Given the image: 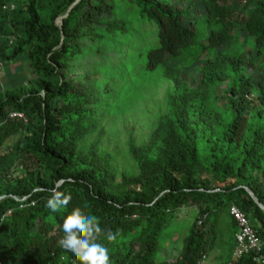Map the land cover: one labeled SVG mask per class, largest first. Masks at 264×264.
Wrapping results in <instances>:
<instances>
[{
  "label": "trees",
  "instance_id": "1",
  "mask_svg": "<svg viewBox=\"0 0 264 264\" xmlns=\"http://www.w3.org/2000/svg\"><path fill=\"white\" fill-rule=\"evenodd\" d=\"M240 1L0 0V63L25 57L34 76L0 93V264H79L57 244L74 208L97 220L110 264H203L218 238L225 264H256L234 257L230 211L246 214L264 247V211L248 192L264 206V0L236 10ZM134 60L142 86L160 71L173 90L149 140L129 144L136 173L119 182L113 152L93 136L120 108ZM197 62L194 87L182 66ZM86 70L112 91L69 78ZM53 190L70 197L57 212L46 206ZM176 231L170 262L159 253Z\"/></svg>",
  "mask_w": 264,
  "mask_h": 264
},
{
  "label": "rangeland",
  "instance_id": "2",
  "mask_svg": "<svg viewBox=\"0 0 264 264\" xmlns=\"http://www.w3.org/2000/svg\"><path fill=\"white\" fill-rule=\"evenodd\" d=\"M243 5H245V2H242V0L236 3V10H241ZM61 20H58L59 26H62ZM242 38L245 39L246 35L243 34ZM135 62L136 60L131 63L135 71L131 69L129 71L131 74L129 75H134V78L127 79H131L132 82H128L130 85L126 91L125 88H121L123 98H121L120 108L116 111L108 112L105 119L99 120V127L102 129L101 134L93 136L100 140V145L103 149L113 152L112 167L119 182L122 180L123 173L129 176H133L136 173L135 165L130 156L129 144L140 146L149 140L152 129L156 126L160 117L167 111V101L173 90L172 82L160 74V71L147 75L144 81L145 84L142 86L143 75L141 74L140 67L135 68ZM201 68L202 62H197L190 67L182 66V78L187 84L197 87L202 79ZM82 73L70 75L69 78L75 79L88 74L87 70L86 73ZM88 75L89 78L84 80L86 85L90 83L88 89H93L95 92L106 95L114 88L111 84L105 83V80L101 76ZM33 78L34 76L28 65V60L25 57L19 58L16 63L12 64L0 63V93L14 91L18 87L23 86L28 88ZM255 80L256 83L260 81V75H256ZM84 81L82 84H84ZM225 91L226 85L221 84L217 94H219V102L223 104L224 108L227 107L223 103ZM191 217L190 210L180 213L176 228H180ZM176 232L178 235L176 233L170 234L163 239L159 253L160 258L170 262L174 261L181 251L180 245H182V239L179 231ZM220 242L218 238L214 249L207 255L203 264H225L227 262V252H225Z\"/></svg>",
  "mask_w": 264,
  "mask_h": 264
},
{
  "label": "clouds",
  "instance_id": "3",
  "mask_svg": "<svg viewBox=\"0 0 264 264\" xmlns=\"http://www.w3.org/2000/svg\"><path fill=\"white\" fill-rule=\"evenodd\" d=\"M70 197L56 190L47 201V208L57 212L69 204ZM102 232L94 217L86 216L81 209L74 208L68 214L61 226V237L58 246L71 253L79 264H110L109 250L97 242L98 234ZM114 233H107L109 241L115 240Z\"/></svg>",
  "mask_w": 264,
  "mask_h": 264
},
{
  "label": "built area",
  "instance_id": "4",
  "mask_svg": "<svg viewBox=\"0 0 264 264\" xmlns=\"http://www.w3.org/2000/svg\"><path fill=\"white\" fill-rule=\"evenodd\" d=\"M13 117L25 118L23 114L19 113L13 114ZM230 214L238 226V232L235 235L237 246L234 250V257L242 259L252 255L256 264H264L263 243L246 214L237 206L231 208Z\"/></svg>",
  "mask_w": 264,
  "mask_h": 264
},
{
  "label": "water",
  "instance_id": "5",
  "mask_svg": "<svg viewBox=\"0 0 264 264\" xmlns=\"http://www.w3.org/2000/svg\"><path fill=\"white\" fill-rule=\"evenodd\" d=\"M61 22H62V20H61ZM248 192L250 193V195L252 196V198L255 200V202L258 204V206L264 211V206L256 199V197L254 196V194L251 191H249V190H248Z\"/></svg>",
  "mask_w": 264,
  "mask_h": 264
}]
</instances>
